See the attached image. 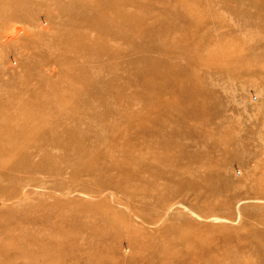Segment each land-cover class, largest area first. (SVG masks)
I'll use <instances>...</instances> for the list:
<instances>
[{
  "label": "rangeland",
  "instance_id": "374dc122",
  "mask_svg": "<svg viewBox=\"0 0 264 264\" xmlns=\"http://www.w3.org/2000/svg\"><path fill=\"white\" fill-rule=\"evenodd\" d=\"M0 264H264V0H0Z\"/></svg>",
  "mask_w": 264,
  "mask_h": 264
}]
</instances>
